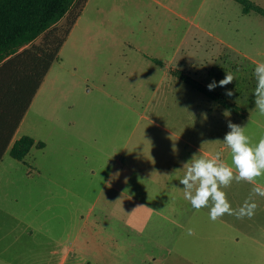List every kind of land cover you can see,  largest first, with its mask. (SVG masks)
<instances>
[{"label":"rangeland","instance_id":"obj_1","mask_svg":"<svg viewBox=\"0 0 264 264\" xmlns=\"http://www.w3.org/2000/svg\"><path fill=\"white\" fill-rule=\"evenodd\" d=\"M51 67L31 111L45 147L0 160V264H57L95 228L116 264H264V189L247 181L264 180L262 16L233 0H87Z\"/></svg>","mask_w":264,"mask_h":264},{"label":"trees","instance_id":"obj_2","mask_svg":"<svg viewBox=\"0 0 264 264\" xmlns=\"http://www.w3.org/2000/svg\"><path fill=\"white\" fill-rule=\"evenodd\" d=\"M233 1L240 4L244 11L255 12L264 18V9L253 1ZM86 2L87 0H0V74L7 75L14 66V60H21L23 63L19 65L17 77L19 84L12 85L7 79L3 80L0 83V91H7L12 85L22 94L25 92L23 107L14 115L9 138L0 147V160L31 99L53 63L58 60L60 49ZM36 39H39V42L34 44ZM28 44L30 45L28 48L10 57ZM8 57L10 58L5 60ZM179 76L192 89L208 96L232 114L240 118L248 115L241 107L207 90L198 81L184 75ZM3 101L6 99L2 100L0 97V104ZM32 147L42 149L45 143L36 141L29 135H23L14 142L9 150V156L14 160L23 161Z\"/></svg>","mask_w":264,"mask_h":264},{"label":"crops","instance_id":"obj_3","mask_svg":"<svg viewBox=\"0 0 264 264\" xmlns=\"http://www.w3.org/2000/svg\"><path fill=\"white\" fill-rule=\"evenodd\" d=\"M39 42V39H36L34 41V44H37ZM30 45H25L21 47L14 55L10 56L13 57L19 53H21L24 49L28 48ZM10 57H8L5 60H8ZM4 60V61H5ZM59 60V56H58ZM57 60V61H58ZM151 60L154 62V59L151 58ZM23 63L21 60H14L12 69L8 74H0V83L1 81H5L6 79L11 82L12 85H18L19 84V79L18 73H19V65H22ZM52 68V67H51ZM47 72L43 82L41 83L40 87L36 91L35 95L31 99V102L29 106L27 107L26 111L23 113V116L15 129L10 142L8 143L6 150L4 154L9 155V150L14 144V142L19 139L21 136L20 132L23 127H25L27 130H31V132L26 131V133L29 136H34L32 131L35 128V124L33 121V118L31 117V111L34 107V105L37 106L38 100L41 97V93L43 92V88L45 87L46 81L48 79L50 70ZM6 73V72H5ZM189 77V76H188ZM192 78V77H190ZM194 79V78H192ZM195 80V79H194ZM181 83H183L186 87L188 86L191 91H197L192 89L189 85L184 83L181 78L180 80ZM197 81V80H196ZM10 84V83H9ZM10 85L8 87V92L4 90V92L0 91V97L3 100L4 98L6 101H3L0 104V147L4 144L5 140L9 138V131L11 126L14 123V115L18 114L19 111L23 107V102H24V96L25 92L22 94V92L18 91L16 87H13ZM2 88V87H1ZM26 87L24 86V89ZM3 91V90H2ZM198 92V91H197ZM200 93V92H199ZM202 94V93H201ZM7 95V96H6ZM204 95V94H202ZM206 96V95H205ZM208 97V96H206ZM8 98V99H7ZM209 98V97H208ZM210 99V98H209ZM212 100V99H210ZM213 101V100H212ZM216 103V102H215ZM217 104V103H216ZM219 106V105H218ZM223 148V147H222ZM258 149H254V152L251 153L253 156V162L250 163V174L252 173V170L257 169V165L255 164L256 158L255 156L258 154ZM258 160V159H257ZM225 165V164H224ZM229 170H235L232 169L231 166L226 165ZM238 172L240 175H242L239 171ZM262 176H264V172L262 173ZM248 182H251L252 184L257 185L258 187H262L264 189V184L261 182H264V180L261 179V177L258 178H253L251 176H248L247 178ZM165 185L169 184L167 181H163ZM221 184H224L226 182L225 178L220 180ZM80 233H77L79 235ZM107 232L103 229L102 231L98 228H95V230H90V232L86 233V236L83 238L79 236H75V240L73 244H66L61 246L58 250L52 251L53 254L56 255L57 258V264H116L115 260L111 258L115 256L116 254V247H118L117 244H114V240L112 238H107V241L105 240ZM84 235L81 231V236ZM104 238L105 241H102ZM79 239V240H77ZM108 242V243H106ZM124 262V261H123Z\"/></svg>","mask_w":264,"mask_h":264}]
</instances>
